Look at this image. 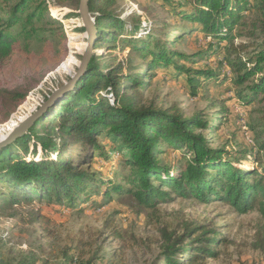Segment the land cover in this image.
Here are the masks:
<instances>
[{"label": "trees", "instance_id": "1", "mask_svg": "<svg viewBox=\"0 0 264 264\" xmlns=\"http://www.w3.org/2000/svg\"><path fill=\"white\" fill-rule=\"evenodd\" d=\"M53 1L73 7L75 13L64 19L80 18L79 0ZM154 1L183 24L175 29L166 24L143 28L147 34L140 39L136 37L142 29L139 24L127 36L123 34L125 22L115 12L117 0H88L96 40L86 73L24 136L0 150V210H11L13 217L17 209L32 208L35 202L73 209L95 195H102L105 202L116 196L143 208L173 197L214 201L229 205L238 214L255 210L260 215L262 222L251 248L264 258V176L253 167L238 166L246 152L230 156L224 148L212 147L203 134L217 128L216 119L223 112L212 121L197 115L184 117L174 107L144 98L158 74L176 81L182 77L192 96L211 82L225 83L226 76L199 66L215 58L218 67L229 71L237 101L262 105L264 120V0ZM48 11L43 0H0V72L20 39L27 43L38 35L39 23L59 25ZM192 33L208 42L192 54L178 51L184 37ZM236 39L243 40L236 44ZM125 48L127 56L118 61L112 51ZM94 50L105 54L101 58ZM102 60L110 66H103ZM27 93L22 88L0 89L5 119L25 101ZM262 135L253 133L259 151H264V141L257 142ZM75 146L87 147L90 153L76 159L66 157ZM172 153L178 154L167 157ZM97 160L110 166L112 179L106 178L110 174L105 177V172L92 170ZM28 221L39 227L51 223L38 210H33ZM46 233L47 237L54 234ZM218 235L193 224L183 226L180 233L164 230L158 262L205 264L218 256L217 245L224 242ZM72 251L70 246L65 248L59 264H80ZM0 264L48 263L23 256L12 262L0 259ZM86 264H96V258Z\"/></svg>", "mask_w": 264, "mask_h": 264}, {"label": "rangeland", "instance_id": "2", "mask_svg": "<svg viewBox=\"0 0 264 264\" xmlns=\"http://www.w3.org/2000/svg\"><path fill=\"white\" fill-rule=\"evenodd\" d=\"M43 1L49 7V17L57 20L59 25L39 23L38 35L27 43L20 39L6 67L0 72V89L22 88L28 91L25 101L7 119L0 104V137L36 112L46 97L69 79L86 45L80 18L64 19L75 13L73 7L54 5L53 0ZM115 12L125 22V36L136 24L142 27L136 34L140 39L147 34L143 28L166 24L175 29L183 24L154 0H117ZM169 31L170 28L165 30ZM177 32L180 30L173 34ZM242 40L236 39L235 43ZM183 42L178 51L192 54L203 48L208 39L192 33L186 35ZM94 51L101 58L105 54L102 50ZM127 53L128 48L122 52L112 51L118 61H123ZM102 62L106 68L110 66L108 60ZM199 66L218 71L226 76L227 81L211 82L192 96L182 77L176 81L158 74L151 79V85L144 93L145 100L155 99L157 104L166 108L174 107L184 117L197 115L208 121L223 112L222 118L216 119L215 125L220 123L217 128L203 134L212 147L224 148L230 156L246 152L245 160H241L238 166L253 167L264 176V151H259L253 140V133L262 135V105L254 102L246 106L238 102L229 71L224 66L218 67L215 58ZM251 127H254L253 132ZM262 137L257 142L264 141V133ZM88 153L90 149L87 147L75 146L65 156L76 159ZM177 154L167 157L173 159ZM97 162L92 170H100L105 172V177L109 176L110 166L100 160ZM106 178L112 179L113 176L110 174ZM33 210H38L51 223L42 227L29 223ZM15 212L17 214L11 217V210H0V259L6 262L31 256L38 262L59 264L62 251L70 246L80 264H86L90 258H96V264H158L162 231L180 233L183 226L193 224L215 230L224 239L217 245V258L208 259L205 264H264L261 254L251 248L255 230L262 222L260 215L255 210L238 214L229 205L214 201L199 203L173 197L171 201L143 208L116 196L111 202H105L102 195H95L73 209L35 202L32 208L24 207ZM47 230L54 232L52 237H47Z\"/></svg>", "mask_w": 264, "mask_h": 264}, {"label": "water", "instance_id": "3", "mask_svg": "<svg viewBox=\"0 0 264 264\" xmlns=\"http://www.w3.org/2000/svg\"><path fill=\"white\" fill-rule=\"evenodd\" d=\"M87 4L88 0H79L77 13L79 14L82 28L84 29L86 45L82 51L81 60L75 72L69 76L66 82L46 97L36 112L20 122L10 132L0 137V150L24 136L33 122L40 118L49 108L58 103L64 96L73 91L78 81L86 73V67L91 58L93 44L96 40L95 22L88 12Z\"/></svg>", "mask_w": 264, "mask_h": 264}]
</instances>
